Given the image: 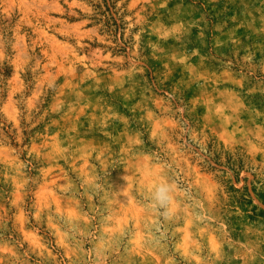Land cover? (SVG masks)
<instances>
[{
    "label": "rangeland",
    "instance_id": "obj_1",
    "mask_svg": "<svg viewBox=\"0 0 264 264\" xmlns=\"http://www.w3.org/2000/svg\"><path fill=\"white\" fill-rule=\"evenodd\" d=\"M0 264H264V0H0Z\"/></svg>",
    "mask_w": 264,
    "mask_h": 264
},
{
    "label": "clouds",
    "instance_id": "obj_2",
    "mask_svg": "<svg viewBox=\"0 0 264 264\" xmlns=\"http://www.w3.org/2000/svg\"><path fill=\"white\" fill-rule=\"evenodd\" d=\"M172 187L168 182H162L154 185L152 192V199L155 202V206L161 212L162 215L167 218L170 216L174 209L172 208L173 196Z\"/></svg>",
    "mask_w": 264,
    "mask_h": 264
}]
</instances>
